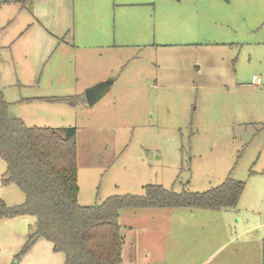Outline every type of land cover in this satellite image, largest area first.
Instances as JSON below:
<instances>
[{
    "label": "rangeland",
    "instance_id": "rangeland-1",
    "mask_svg": "<svg viewBox=\"0 0 264 264\" xmlns=\"http://www.w3.org/2000/svg\"><path fill=\"white\" fill-rule=\"evenodd\" d=\"M39 1L0 0V90L27 126L75 128L78 204L145 185L204 192L230 176L244 182L235 208L121 210L123 251L131 264H262L264 0ZM44 25L67 44L47 49ZM98 79L112 85L91 107L16 104ZM0 198L24 195L0 184ZM33 227L0 219V264H63L44 239L15 257Z\"/></svg>",
    "mask_w": 264,
    "mask_h": 264
},
{
    "label": "trees",
    "instance_id": "trees-1",
    "mask_svg": "<svg viewBox=\"0 0 264 264\" xmlns=\"http://www.w3.org/2000/svg\"><path fill=\"white\" fill-rule=\"evenodd\" d=\"M84 100V96L81 97ZM52 101L76 105L79 96ZM26 126L8 113L0 90V158L5 170L2 185L12 184L24 195L22 203L7 206L0 198V219L35 217L33 229L15 257L25 254L38 239L64 255L63 264H122L123 238L118 222L124 209L235 208L244 182L230 176L204 192L180 191L161 185L143 186V194L113 195L95 205H80L77 197L75 128ZM264 264V241L262 243Z\"/></svg>",
    "mask_w": 264,
    "mask_h": 264
},
{
    "label": "crops",
    "instance_id": "crops-1",
    "mask_svg": "<svg viewBox=\"0 0 264 264\" xmlns=\"http://www.w3.org/2000/svg\"><path fill=\"white\" fill-rule=\"evenodd\" d=\"M47 1L48 0H46V3H47ZM38 3L40 4V1L38 0ZM127 2H125V3H120V5L121 6H126V7H137L139 4H129V3H127ZM41 6V5H40ZM48 24V23H47ZM55 26H53V25H44V28H43V30L45 31V33L46 34H48V36L46 37L47 39H46V44H47V49H50L51 50V52H52V50H53V48H54V46L56 45V44H60V43H64V44H67V41H65V39H67V35H68V33L67 32H65V33H63L62 35L61 34H59V33H57V31H55ZM102 30V29H101ZM103 31V30H102ZM112 46H116V44H112ZM105 47H107V49L110 47V48H112L110 45H106ZM40 51V50H39ZM50 52V53H51ZM49 53V51H47L46 53H44L43 55H44V57L45 56H47L48 54H50ZM43 57V56H42ZM102 79H98V81H93V82H98L99 83V81L100 82H102L101 81ZM90 84H92V83H90ZM89 84V85H90ZM97 84V83H96ZM95 85V84H94ZM93 86V85H92ZM3 93V92H2ZM74 96H79V98L81 99H79V101L76 103V105H74L73 107H75V106H78V105H80L81 106V102H82V98L81 97H83L84 96V92L83 93H81V94H78V95H74ZM3 97H4V95H3ZM62 97H67V96H61V97H32V98H29V97H23V98H20L18 101H16V104H27V103H32V102H35V101H39V102H46V103H63V102H58V101H52V99H54V98H62ZM84 102H85V99H84ZM8 103V102H7ZM86 103V102H85ZM9 104L10 103H8V107H9ZM63 104H66V103H63ZM66 105H69V104H66ZM69 106H71V105H69ZM20 119V118H19ZM22 120V119H21ZM23 121V120H22ZM25 124V123H24ZM26 125V124H25ZM27 126V125H26ZM38 127V126H37ZM51 128V127H50ZM1 184V183H0ZM2 185V184H1ZM21 192V191H20ZM22 193V192H21ZM3 200V199H2ZM23 202V201H22ZM21 202V203H22ZM5 203V202H4ZM8 206V205H7ZM174 209H177V208H174ZM19 216H29V215H19ZM19 216H16V217H19ZM30 217H33V216H30ZM12 218H15V217H12ZM1 219H3V218H1ZM5 219H11V218H5ZM182 219L183 218H179V221L181 222L182 221ZM35 217H33V224L35 223ZM28 226H30V224L28 225ZM26 238H27V235H26ZM38 240H41V239H38ZM37 240V241H38ZM26 241V240H25ZM36 241V242H37ZM35 242V243H36ZM48 242V241H47ZM25 243V242H24ZM34 243V244H35ZM50 243V242H49ZM33 244V245H34ZM51 244V243H50ZM24 245V244H23ZM23 245H22V247H23ZM22 249V248H21ZM123 249H124V240H123V244H122V264H131L130 263V260H132V255H131V253L130 252H128L127 250H126V254L124 253V251H123ZM51 250H52V244H51ZM52 252H54L53 250H52ZM54 253H56V252H54ZM61 253V252H60ZM127 255V258H125V256ZM63 257H64V255H63ZM63 263H64V258H63Z\"/></svg>",
    "mask_w": 264,
    "mask_h": 264
},
{
    "label": "water",
    "instance_id": "water-1",
    "mask_svg": "<svg viewBox=\"0 0 264 264\" xmlns=\"http://www.w3.org/2000/svg\"><path fill=\"white\" fill-rule=\"evenodd\" d=\"M111 85H112V80L107 79L87 88L84 91V99L86 105H88L89 107L93 106L109 91Z\"/></svg>",
    "mask_w": 264,
    "mask_h": 264
},
{
    "label": "built area",
    "instance_id": "built-area-1",
    "mask_svg": "<svg viewBox=\"0 0 264 264\" xmlns=\"http://www.w3.org/2000/svg\"><path fill=\"white\" fill-rule=\"evenodd\" d=\"M256 82H259V80L257 79Z\"/></svg>",
    "mask_w": 264,
    "mask_h": 264
}]
</instances>
